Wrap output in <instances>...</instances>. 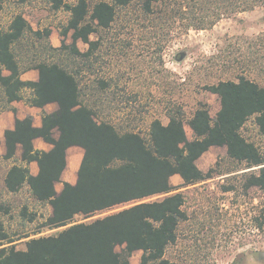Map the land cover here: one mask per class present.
I'll return each mask as SVG.
<instances>
[{"label": "trees", "instance_id": "trees-1", "mask_svg": "<svg viewBox=\"0 0 264 264\" xmlns=\"http://www.w3.org/2000/svg\"><path fill=\"white\" fill-rule=\"evenodd\" d=\"M49 2L53 10L70 14L61 36L70 35L71 44L63 41L60 47L53 46L52 30H35L21 13L0 32V114L7 109L16 113L11 104L23 100L24 90L32 92L26 99L32 107L54 103L59 107L54 113L43 114L39 128L28 116L17 119L15 129L5 132L7 152L3 158L15 164L4 182L9 193L28 186L37 202L51 206L52 215L42 228L65 229L32 238L25 250H17L0 219V264H130L137 251L143 252L140 264H176L167 258V251L176 244L178 228L188 215L184 194L177 192L179 188L171 181L175 175L186 187L211 179L213 171H202L197 161L211 148L225 147L232 161L250 170L245 187L264 192V152L242 134L248 121L255 118L264 136V87L244 75L238 81L221 80L206 88L220 99L215 118L207 104H200L188 120L181 109L169 112L166 125L154 119L148 139L134 130H119L102 117L98 106L86 100L83 73L101 44V39L94 41L92 36L109 30L119 11H128L134 0H104L94 5L88 0L71 5L65 0ZM140 3L144 21H150L151 30L164 40L161 51L176 32L209 30L223 19L264 7V0ZM79 42L88 46L87 51L79 48ZM29 70L38 71L37 81L22 79ZM109 86L100 81V89ZM186 125L193 140L188 138ZM38 138L52 149L37 150L34 141ZM19 146L21 164L17 161ZM72 147L84 151L75 184L63 181ZM32 162L39 166L36 176L31 174ZM57 183L64 184L61 193L56 191ZM158 196L164 197L145 202ZM125 205L130 207L90 223L74 222L78 216L91 218ZM23 215L28 217L27 210ZM35 220V215L29 217L30 222ZM256 228L264 234V219Z\"/></svg>", "mask_w": 264, "mask_h": 264}, {"label": "rangeland", "instance_id": "rangeland-1", "mask_svg": "<svg viewBox=\"0 0 264 264\" xmlns=\"http://www.w3.org/2000/svg\"><path fill=\"white\" fill-rule=\"evenodd\" d=\"M88 1L94 5L104 0ZM0 7V32L21 13L35 30H52L53 46L72 43L70 35L61 36L70 14L53 10L49 0H0ZM153 27L144 21L140 0H134L128 11H119L109 30L92 36L94 41L101 39V44L83 73L86 100L98 106L102 117L119 130H134L148 139L154 119L166 125L169 112L181 109L188 120L200 104H207L215 118L220 99L206 88L221 80L238 81L244 75L264 87V7L223 19L209 30L176 32L162 51L164 40ZM78 46L82 51L88 49L83 42ZM102 80L110 85L104 90L100 89ZM185 128L193 140L192 130L188 125ZM242 134L264 152V136L255 118L248 121ZM83 154L77 147L68 151L70 172L74 166L78 172ZM12 162L0 156V219L15 241L12 245L25 250L28 240L56 235L65 228H42L49 217V205L39 204L28 187L18 193L6 190L4 177ZM197 165L206 173L212 170V178L189 187L180 177L178 184L171 179L179 188L177 192L184 194L188 219L180 224L178 240L169 247L167 258L176 264H264V234L256 228L264 219V192L245 187L250 170L232 161L225 147L211 148ZM128 207L91 218L78 216L74 222L90 223ZM25 210L28 217L23 215ZM32 215L36 216L34 222L29 221ZM140 256L141 252L136 254L138 260Z\"/></svg>", "mask_w": 264, "mask_h": 264}, {"label": "crops", "instance_id": "crops-1", "mask_svg": "<svg viewBox=\"0 0 264 264\" xmlns=\"http://www.w3.org/2000/svg\"><path fill=\"white\" fill-rule=\"evenodd\" d=\"M5 74L7 75L8 73L6 72ZM38 78H39V73L36 70H29V71L24 72L22 74V79L24 81H37ZM31 93H32L31 90H24L22 93L23 100L16 101V102H13L11 104V106L17 110L16 113L11 111L10 109H7V110L1 112V114H0V156L2 158L4 157V155L7 152L6 141H5V132L8 130L15 129L17 119L23 120V119L27 118L28 116H32L34 118V126L39 128L43 124V114L44 113H47V114L54 113L59 108L58 105L55 103L49 104L44 108H37V107H32V106L28 105L26 102V99L31 96ZM54 137L55 138L59 137V132L57 130L54 131ZM34 145H35V148L37 150H41V151H50L52 149V145L45 142L41 138L36 139L34 141ZM73 148H76V147H72L68 151L72 150ZM77 148H79V147H77ZM80 149H82V148H80ZM21 156H22V148H21V146H19L17 149V160H18L19 164H21ZM8 162H12V161H8ZM14 164L15 163L12 162V165L9 167V169ZM73 168L74 169H72V171L70 172V167L68 165L66 171L63 174V181L64 182H69L71 184H75L77 182V173H78L77 168L78 167L74 166ZM9 169H8V171H9ZM30 170H31L32 175H34V176L38 175L39 166H38L37 162H32L30 164ZM8 171L6 172L5 177L8 173ZM5 177H4V180H5ZM179 177L180 176L175 175L172 178L174 180L173 181L174 184H178V182H179L178 178ZM26 187H28V186H26ZM55 187H56V191L58 193H61L63 188H64V184L63 183H57L55 185ZM39 204H41V203H39ZM52 211L53 210H52L51 206L49 205V217L52 215ZM140 252L143 253L142 251H137L132 256V258L130 260V264H140L141 256L139 257V260H138V258H136V254H138Z\"/></svg>", "mask_w": 264, "mask_h": 264}]
</instances>
